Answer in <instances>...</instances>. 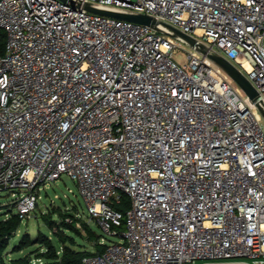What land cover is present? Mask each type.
Returning <instances> with one entry per match:
<instances>
[{"label": "built area", "instance_id": "1", "mask_svg": "<svg viewBox=\"0 0 264 264\" xmlns=\"http://www.w3.org/2000/svg\"><path fill=\"white\" fill-rule=\"evenodd\" d=\"M0 28V193L23 219L68 175L121 238L75 264H264V0H0Z\"/></svg>", "mask_w": 264, "mask_h": 264}, {"label": "rangeland", "instance_id": "2", "mask_svg": "<svg viewBox=\"0 0 264 264\" xmlns=\"http://www.w3.org/2000/svg\"><path fill=\"white\" fill-rule=\"evenodd\" d=\"M175 58L179 62H185L186 55L183 51L177 53ZM14 196L11 192H1L0 193V218L8 217V211L15 208L13 205ZM56 209H62L66 212L68 210L73 211L75 216L86 221L91 225L96 235L99 238H105L107 243L118 242L121 240L119 236L108 235L102 227H100L97 222L90 217L87 205L80 193V189L76 180L68 175H64L61 179L54 181L52 184L48 185L42 190L39 202L32 213L23 220L21 228L17 231L16 235L11 239L10 246L8 248L6 261L8 264H13L14 259L20 257L31 256L34 264H46L47 260L40 257L41 253L47 251L46 248L42 247V244H35L32 241L36 238L39 233H46L55 243L58 253H62L63 244L59 241L57 237L54 236V229H51L46 218L53 215L52 211ZM53 219L61 221V218L57 215H53ZM79 233L75 234L76 244L73 247L79 251H95L96 237L90 239L89 233H87L83 227L82 222L77 223ZM71 234V232H67ZM29 241L30 245L24 248L22 247L24 241ZM32 242V243H31ZM69 243V242H68ZM257 258H246L245 261L255 264ZM241 261V260H240ZM227 261H206L197 260L195 263L191 264H214V263H226Z\"/></svg>", "mask_w": 264, "mask_h": 264}, {"label": "trees", "instance_id": "3", "mask_svg": "<svg viewBox=\"0 0 264 264\" xmlns=\"http://www.w3.org/2000/svg\"><path fill=\"white\" fill-rule=\"evenodd\" d=\"M6 40V31L0 28V56L6 51ZM129 205V199L124 198V202L119 205L118 208L126 211ZM52 213L53 215L57 214L61 218V221L59 222L58 220L53 219V215L45 220L49 224L50 228L54 229V236L57 237L63 244L62 253H58L54 241L46 233L40 232L39 235L32 241L35 244H42V247L47 249L46 252L41 253L40 255V257L47 260L46 264H75L80 262L85 256L100 253L105 249V246L100 244V240L102 239L101 236L99 238V235H96L94 228L86 221H82L81 218L75 216L73 211L68 210L64 212L62 209H56L55 211H52ZM7 214V218H0V264H8L6 258L11 239L21 228L24 220L14 208L10 209ZM79 221L82 222L83 229L89 233L90 239L96 237V250L94 252L79 251L73 247V245L76 244L75 234L79 233V229L77 227V223ZM122 228H124V225H122ZM67 232H71V234H68ZM29 245L30 242L27 240L24 241L22 247L19 248H24ZM12 262L13 264H34L30 255L14 259Z\"/></svg>", "mask_w": 264, "mask_h": 264}, {"label": "water", "instance_id": "4", "mask_svg": "<svg viewBox=\"0 0 264 264\" xmlns=\"http://www.w3.org/2000/svg\"><path fill=\"white\" fill-rule=\"evenodd\" d=\"M91 10L104 14L109 15L113 17H117L120 19H126L137 23H142L150 26L156 25V19L148 14H129V13H122V12H114L110 10H104V9H97V8H91ZM176 32L183 36L185 39H187L189 42H191L193 45L197 44V41L194 37L183 33L179 30H176ZM211 58L218 63L228 74L229 76L244 90V92L250 97V99L253 102H257V98L259 96V93L257 89L254 87L252 82L247 78L245 74H243L237 66H235L232 62L227 60L224 57L217 56V55H210ZM257 105L261 109L263 115L264 110L261 107V104L257 102Z\"/></svg>", "mask_w": 264, "mask_h": 264}]
</instances>
